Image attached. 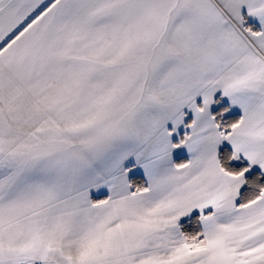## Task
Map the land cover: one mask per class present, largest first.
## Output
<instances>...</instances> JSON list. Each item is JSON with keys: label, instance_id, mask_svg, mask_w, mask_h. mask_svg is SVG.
I'll use <instances>...</instances> for the list:
<instances>
[{"label": "snow or ice", "instance_id": "6c2138e0", "mask_svg": "<svg viewBox=\"0 0 264 264\" xmlns=\"http://www.w3.org/2000/svg\"><path fill=\"white\" fill-rule=\"evenodd\" d=\"M0 264H264V0H0Z\"/></svg>", "mask_w": 264, "mask_h": 264}]
</instances>
